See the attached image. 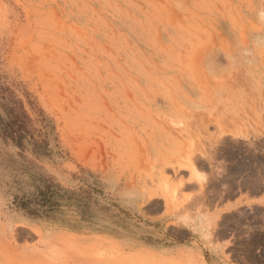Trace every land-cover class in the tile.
<instances>
[{
  "label": "rangeland",
  "instance_id": "1",
  "mask_svg": "<svg viewBox=\"0 0 264 264\" xmlns=\"http://www.w3.org/2000/svg\"><path fill=\"white\" fill-rule=\"evenodd\" d=\"M257 41L264 0H0V264H204L148 219L151 198L208 211L242 173L264 189L244 77ZM227 58L233 127L213 126L195 108L225 88ZM214 229L264 264L263 206Z\"/></svg>",
  "mask_w": 264,
  "mask_h": 264
},
{
  "label": "crops",
  "instance_id": "2",
  "mask_svg": "<svg viewBox=\"0 0 264 264\" xmlns=\"http://www.w3.org/2000/svg\"><path fill=\"white\" fill-rule=\"evenodd\" d=\"M252 51L256 53L257 60L248 59L245 63L248 70L245 71L244 75L248 95L246 111L249 118L247 120L250 126L263 129L264 138V42L257 41L253 43ZM226 56H233V54H227ZM229 62L227 58L225 71H218L219 75H217L219 80L225 81V86L220 85L225 88L219 87L217 91L212 92L209 103L196 105L195 108L196 111L201 113L211 112L212 117L216 116L215 123H212L213 126L225 125L226 127H233L234 116L233 112H231V107L235 99L234 84L228 85L230 80L228 73ZM223 89H225L224 92ZM227 136L232 138L229 132L226 133ZM245 141L249 143L251 138ZM242 154L244 156L246 153L243 152ZM242 175L237 180L236 195L231 199L222 201L220 204H216L215 207H211L208 211L192 210L193 204L190 201L185 203V210L179 209L176 211L164 196H155L151 198V201L159 200L162 205V211L158 214V217L148 219L156 221L160 218H165L167 223H173L172 226L167 224L169 225L166 232L167 236H176L179 239L177 235L182 234L183 237L190 239L191 243L197 244L202 252L198 255L199 260L204 264H249L248 260L244 259L242 255L237 256L235 254L233 243L239 237L237 233L232 229L225 231H219L220 229L215 231L214 229V226L219 222L221 223L225 216L238 212L244 207H264V189L258 191V193H251L248 186H244V184H247L246 175L244 173ZM241 237H243V234Z\"/></svg>",
  "mask_w": 264,
  "mask_h": 264
},
{
  "label": "trees",
  "instance_id": "3",
  "mask_svg": "<svg viewBox=\"0 0 264 264\" xmlns=\"http://www.w3.org/2000/svg\"><path fill=\"white\" fill-rule=\"evenodd\" d=\"M8 110L11 112L13 109L9 108ZM12 123L18 124V118L16 116H14L13 118H9L6 121H3V125L5 126H9ZM19 129H20V125H17L16 130H19Z\"/></svg>",
  "mask_w": 264,
  "mask_h": 264
},
{
  "label": "bare ground",
  "instance_id": "4",
  "mask_svg": "<svg viewBox=\"0 0 264 264\" xmlns=\"http://www.w3.org/2000/svg\"><path fill=\"white\" fill-rule=\"evenodd\" d=\"M114 91V90H113ZM123 254V253H122ZM117 264V263H116ZM126 264V263H125ZM175 264V263H174ZM177 264V263H176ZM179 264V263H178ZM181 264V263H180Z\"/></svg>",
  "mask_w": 264,
  "mask_h": 264
}]
</instances>
